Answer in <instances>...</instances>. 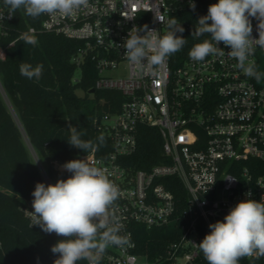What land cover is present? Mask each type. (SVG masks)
<instances>
[{
	"label": "built area",
	"instance_id": "2783aa9c",
	"mask_svg": "<svg viewBox=\"0 0 264 264\" xmlns=\"http://www.w3.org/2000/svg\"><path fill=\"white\" fill-rule=\"evenodd\" d=\"M217 2L191 0L193 10L190 0H89L73 17L43 15L40 27L30 28L81 41L73 62L78 67L93 62L95 91L120 95V100L99 99L91 125L107 140L80 157L98 161L121 191L116 215L120 234H130V243L110 246L103 257L108 264H208L198 244L210 233L209 225L223 221L240 201L264 198V84L246 76L227 54L203 62L188 55L199 42L192 38L198 18ZM154 14L175 17L184 28L177 35L188 43L156 75H145L127 61L123 42L133 27L148 25L163 34L165 25ZM0 16L2 34L14 13L9 18L1 0ZM250 19L252 37L258 38L259 22ZM218 47L230 51L223 43ZM259 52L264 49L250 57L256 67ZM145 126L158 131L164 157L149 168L133 163ZM37 162L47 184H53ZM52 163L64 170L58 160ZM179 185L186 192L183 202L174 191ZM26 210L33 211L25 208L26 216ZM139 227L168 228L172 238L150 252ZM239 264H264V255L243 257Z\"/></svg>",
	"mask_w": 264,
	"mask_h": 264
},
{
	"label": "clouds",
	"instance_id": "9594fccd",
	"mask_svg": "<svg viewBox=\"0 0 264 264\" xmlns=\"http://www.w3.org/2000/svg\"><path fill=\"white\" fill-rule=\"evenodd\" d=\"M4 5L8 7L9 18L19 9L33 19L43 15L70 18L87 9L89 0H4ZM190 6L195 9L191 0ZM250 18L259 22L258 38L252 37ZM154 19L165 25L163 34L149 29L148 25L133 27L123 42L127 61L145 75H156L167 59L188 43L182 35H177L184 28L175 17L166 20L163 15L154 14ZM204 36L209 38L200 39ZM192 38L199 42L188 52L191 60L203 62L209 56L227 54L238 61L237 67L246 76L258 82L264 76L250 59L257 48L264 49V0H218L209 5L207 15L198 18ZM19 40L32 46L38 44L31 29L22 33ZM221 43L230 51L225 53L218 47ZM43 68V64L33 66L22 62L19 72L29 80L39 81ZM69 128L71 135L67 141L71 146L83 152L96 150L91 141L81 138V130L75 126ZM98 165V161L90 162L86 157L74 159L62 166L71 173L67 179L35 185L33 211L26 212L32 226L62 237L51 247V252L58 254L53 264H78L79 261L100 264L110 246L123 247L130 243V234H120L123 226L116 215L121 191ZM245 195L250 197L251 192ZM209 228L210 233L198 244L208 264H239L243 257L255 253L264 255V198L238 202L223 221L210 224Z\"/></svg>",
	"mask_w": 264,
	"mask_h": 264
},
{
	"label": "trees",
	"instance_id": "16d2710c",
	"mask_svg": "<svg viewBox=\"0 0 264 264\" xmlns=\"http://www.w3.org/2000/svg\"><path fill=\"white\" fill-rule=\"evenodd\" d=\"M1 2L4 5V0ZM42 19L43 16L33 19L19 9L0 33V50L5 52V57L0 58V264H53L58 254H53L51 247L62 237L32 226L24 212L25 208L33 210L32 192L36 183L47 185L34 156L40 159L53 184L67 179L71 173L54 168L52 161L65 164L88 152L68 143L69 126L81 130L83 140L101 146L107 139L91 125L97 103L103 97L120 100L116 92H90L97 77L90 60L82 64L81 76L75 79L78 66L73 56L81 41L41 31L35 32L36 46L19 40L31 27L38 29ZM258 58L257 70L264 73V52H259ZM22 62L33 66L43 64L39 81L20 74ZM258 83L264 84V76ZM91 102L93 107L89 105ZM163 160L158 131L143 127L133 163L149 168ZM174 191L183 202L186 192L182 186ZM138 236L144 243L148 242L150 252L172 238L168 228L139 227ZM100 263L108 264L103 259Z\"/></svg>",
	"mask_w": 264,
	"mask_h": 264
},
{
	"label": "rangeland",
	"instance_id": "374dc122",
	"mask_svg": "<svg viewBox=\"0 0 264 264\" xmlns=\"http://www.w3.org/2000/svg\"><path fill=\"white\" fill-rule=\"evenodd\" d=\"M81 76V68L80 67H78L77 68V71H76V73H75V79L76 78H79ZM0 88H1V86H0ZM89 105H90V107H93V103L91 102V103H89ZM35 157V159H37L38 157L37 156H34Z\"/></svg>",
	"mask_w": 264,
	"mask_h": 264
},
{
	"label": "water",
	"instance_id": "95a60500",
	"mask_svg": "<svg viewBox=\"0 0 264 264\" xmlns=\"http://www.w3.org/2000/svg\"><path fill=\"white\" fill-rule=\"evenodd\" d=\"M94 91H95V88H92V89L90 90L91 93H94Z\"/></svg>",
	"mask_w": 264,
	"mask_h": 264
},
{
	"label": "bare ground",
	"instance_id": "6f19581e",
	"mask_svg": "<svg viewBox=\"0 0 264 264\" xmlns=\"http://www.w3.org/2000/svg\"><path fill=\"white\" fill-rule=\"evenodd\" d=\"M62 166H63V165H62ZM62 166H61V167H62ZM62 168H63V167H62Z\"/></svg>",
	"mask_w": 264,
	"mask_h": 264
}]
</instances>
